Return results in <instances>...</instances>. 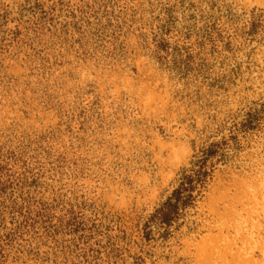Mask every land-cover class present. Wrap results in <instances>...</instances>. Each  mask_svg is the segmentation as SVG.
<instances>
[{"label":"rangeland","instance_id":"rangeland-1","mask_svg":"<svg viewBox=\"0 0 264 264\" xmlns=\"http://www.w3.org/2000/svg\"><path fill=\"white\" fill-rule=\"evenodd\" d=\"M0 264H264V0H0Z\"/></svg>","mask_w":264,"mask_h":264}]
</instances>
